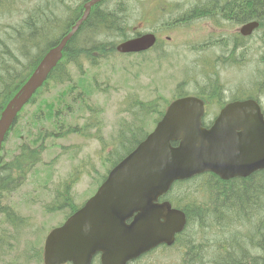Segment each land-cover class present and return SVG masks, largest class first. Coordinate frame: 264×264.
Segmentation results:
<instances>
[{
    "label": "rangeland",
    "instance_id": "obj_1",
    "mask_svg": "<svg viewBox=\"0 0 264 264\" xmlns=\"http://www.w3.org/2000/svg\"><path fill=\"white\" fill-rule=\"evenodd\" d=\"M111 1L112 5L119 6V8L123 3V6L130 10L129 27L132 26L141 33L157 34L161 44L155 51L143 56H114L107 61H102L97 67L84 64L82 72L74 66H69L74 80L81 79L90 83L86 86V91L93 94L92 119L95 124L101 121V138L105 140L109 151L118 144L117 140L122 126H129L133 122L131 115L125 111L134 98H139L144 102L153 100L156 96H160L163 100H171L177 95L178 85L183 81H186L183 89L187 91L183 95H195L190 92L198 93L202 88L211 92L212 88H207L209 80L203 71L205 65L219 69L223 86V102L238 96L239 100L253 96L260 101L264 109V63L262 62L264 59V29L257 31L246 42L237 44L238 40H235L237 45L246 43V46L243 50L237 49L232 58L231 51H235L231 50L233 37L230 35L237 32L235 29L237 25L225 20H230L228 16L231 14L228 13L233 12L232 6L235 0H210L211 3L208 6L198 9V11L212 12L211 14L220 21L218 23L205 20L208 17L205 19L197 17L192 22L177 25L175 28L172 24L185 17L192 19L194 16L188 14L189 11L208 0ZM79 3V0H0V51L8 48L7 57L14 56L18 59H21L19 55L22 51L28 53V58L22 60L27 63L29 57L34 58L37 49L30 48L29 43L25 41L27 37L21 46L18 44V39L13 41L14 29H23L26 21L29 18L35 19L37 14L40 22L58 18L59 22L66 23L70 13L76 10ZM104 7L108 8L109 4H105ZM61 11H63L62 14ZM68 28L69 25L66 30ZM61 31L54 36L57 38L56 41L60 38ZM40 34H42L41 31ZM122 36L114 35L106 42L117 44ZM222 37L224 38L219 40ZM202 44L205 48L201 46ZM43 45V41H40L36 47L41 48ZM210 70L208 68L205 72H210ZM64 92V88H51L48 94L39 97L26 108L15 132L12 133L10 140H7L2 151V165L6 168L5 172L8 171L7 165L11 155L19 144L38 145L42 141L43 134L52 128V117L62 112L57 107V101L60 98L58 96H62ZM218 104L216 100L209 103L207 121L218 112ZM77 107H79L78 102ZM67 110L70 108L68 107ZM67 119L71 123L83 124L91 118L84 112L83 115L76 113L71 119ZM154 120V117H150L146 121L147 130L152 128ZM54 132L60 133L63 130L59 128ZM129 132L137 134L136 131ZM129 132L127 135L130 134ZM99 134L94 129L91 139L87 142H83L77 136L54 143L48 141L44 165L38 166L37 176H30L25 181L19 179L20 184L17 189L6 193L1 200L2 205L12 208L19 220L25 223L13 228L5 224L3 216L0 215V239L4 240L2 246L5 245L3 249L9 245L15 249L17 256L14 258L9 253L0 260V264H23L25 252L28 250L29 253H36L41 250L50 228L58 225L65 218V213L53 215L44 212L46 204L52 202V198L48 196L51 180H62L75 167L84 166L85 162H88L87 166L90 165L92 169V177L98 181L106 174L110 164L107 161V154L100 151L99 142L94 137ZM61 147L76 152L65 156L67 150H60ZM118 152L121 153L122 149L119 148ZM111 153L116 155L117 151L114 150ZM74 155L78 157L69 158ZM5 177L6 175L3 176L4 179ZM208 183L209 180H205L186 185V191L191 189L201 191L204 185L206 188L202 197L195 199L190 206L204 204L205 208L210 209L203 214L205 218H202L197 227L191 229L198 230L197 238L191 235V230L184 238V242L188 243L189 247L195 244L189 253V258L185 249L178 247L170 250L172 261L166 264L186 262L194 264L192 259L197 258L198 263L196 264H220L222 258L230 256L233 251L241 254L243 250L248 249L251 242L264 245V226L258 230L255 220L257 215L246 218L241 211V206L237 207L234 212L230 211L229 203L225 204L219 197L207 194ZM90 185V180H85L76 189L77 203L87 198L85 195ZM216 187H219L218 183L211 185L209 189ZM179 197V195H174V198ZM196 252H199L198 255ZM243 257L246 256L241 254V258ZM238 260H240V255ZM150 261H157V259L152 258ZM150 261H144L142 264H149ZM31 264L37 263L33 261Z\"/></svg>",
    "mask_w": 264,
    "mask_h": 264
},
{
    "label": "water",
    "instance_id": "obj_2",
    "mask_svg": "<svg viewBox=\"0 0 264 264\" xmlns=\"http://www.w3.org/2000/svg\"><path fill=\"white\" fill-rule=\"evenodd\" d=\"M101 1L91 0L85 5L86 11L72 33L48 53L7 105L0 120V150L18 112L57 65L91 8ZM258 26L256 22L247 24L241 33L250 35ZM154 42L152 35H145L121 44L117 50L141 52ZM203 113V104L197 99L173 103L147 140L109 174L87 207L50 234L46 264H90L97 253H102V264H127L161 243L171 245L185 226V215L172 210L169 203L156 202L175 180L205 171L228 180L264 169V119L256 102L228 106L211 130L201 127ZM178 140L180 147L173 148L171 142Z\"/></svg>",
    "mask_w": 264,
    "mask_h": 264
},
{
    "label": "trees",
    "instance_id": "obj_3",
    "mask_svg": "<svg viewBox=\"0 0 264 264\" xmlns=\"http://www.w3.org/2000/svg\"><path fill=\"white\" fill-rule=\"evenodd\" d=\"M87 1L88 0H83V2L75 8L76 10L70 13L66 23L63 21L59 22L60 20L58 18L47 19L45 22H40L38 20L37 14L35 15V19H30L31 22L28 23V27L25 26L23 29L16 31V38L13 40L16 41L18 39V44L21 46L24 39L27 37L25 41L29 43L31 49H37L35 53L39 54L38 56L35 54L34 58L32 56L29 57L27 63H24L21 59H18L14 56L7 57L9 53L8 48L0 51V115L10 99L20 90L24 82L28 79L36 63L45 53V51L58 44L61 38L66 37L69 34L68 32L81 18L84 11L83 5ZM210 3H203L193 7L190 10V15L194 16V18L198 17L205 19L208 17L207 19L218 22V20L211 14L212 12L208 10L198 11L199 8L206 7ZM105 4H109V7L105 8ZM123 5V3L120 4L119 8V6L112 5L111 0H104V2L95 6L91 11L88 20L82 25L78 33L70 40L65 50V61L79 64L80 62L85 61L82 58L92 61H95L99 58H107L115 52V43L107 44L106 40L108 38L114 35H123L121 39L127 40L132 37L134 32L132 28L129 27L130 10L125 8ZM103 8H105V10H103ZM232 11V13H228L231 14L228 17H230L232 22L243 23L249 20H257L260 23V28L257 31L264 29V0H235L232 6ZM67 25H69V28L66 30ZM40 31L42 34H40ZM60 31L61 36L56 41L57 38L54 36H56V34H58ZM40 41H43L44 45L41 48L36 47ZM20 54L25 60L29 55L23 51ZM262 62L264 63V59ZM60 69L61 68L59 67L57 70L53 71L50 78H62L64 74ZM210 69V72H205V68L203 71L206 73L207 79L209 80L207 88H212V90L209 92V90L202 88L199 90L197 95L203 96V94H214L220 99L219 96L223 94V86L221 84L219 72L218 69L213 66L210 67ZM185 85L186 81H183L179 84L178 88L183 90ZM182 94L183 91H180L178 95ZM159 102L160 100H154L148 103L136 101L132 103V105L128 106L125 112L133 117V122L129 126H122L117 140L118 144L120 143L122 151L123 149L126 151L125 155L129 154L139 143V140L141 141L148 134H144L143 131L137 127L138 122H141V119L147 115H150V113H157L158 115H161L162 109L161 111L158 110L160 109L158 104ZM101 126V121L95 124L94 119H90L83 127L74 126L67 128L65 132L60 134V137L67 138L71 135L78 134L84 139L83 142H87L88 129ZM129 131H136L137 134H133ZM128 132L130 134L127 135ZM140 135H143L141 139H139ZM131 139H139L135 142L133 147L130 145L134 142H131ZM75 152L76 151L68 150L65 153V156H70ZM76 157L78 156L74 155L69 158L74 159ZM19 159L26 163L28 167H31L37 162V153L22 154L19 156L17 161L10 166L9 173L5 172L6 168H0V213L5 214V216H7V222L9 223L10 221L14 227H18L23 220H18L12 211H9L3 207L1 200L5 197L9 190L17 189L18 185L20 184L17 174L14 173V169L22 172V165ZM4 175H6L5 179L3 178ZM200 178L201 176L194 178L193 180L189 181L191 183L179 182L175 185V190L177 189L175 195L180 196L177 198L179 199L178 201L175 200V205L185 211L188 217V226L184 232L177 237L176 247L185 246L186 250H188L186 254L187 257L189 256V253L195 244L189 247V244L184 242V238L189 233V230H191L193 227H197V225L202 221V218H205L203 214L208 209H210L208 207L205 208L204 204H202L204 207L201 204L194 205L193 207L190 206L191 202L202 197L204 189L202 188L201 191L197 189L186 191L185 187L188 185L187 183L192 184L193 182L199 181ZM210 178H215V181L213 182V180L210 179L208 183L209 186L207 185V194H213L214 196L219 197L220 200L225 204L229 203L228 206H231L230 211L232 212H234L237 207L241 206V211L246 216V218L257 215L255 218L257 228L258 230L262 229V226H264V172L256 173L246 179L242 178L235 180V182L231 184H226L225 182L219 181L214 175H210ZM216 183L219 184V187H216L215 189H209L211 185ZM63 200L64 202L62 205H65V203L68 202V199L63 198ZM184 201H186V203H184ZM47 211L51 212L52 209H48ZM206 220L209 219L206 218ZM190 232L194 238H197L198 230H191ZM247 248L248 249L243 250L241 253L246 257L241 258V254L233 251L230 256L223 257L220 264H264V245L262 246L261 244H255L251 242ZM255 249L261 252L260 256L252 257L251 252ZM198 253L199 252H196L197 255ZM239 255L240 260H238ZM192 262L194 264L198 263V258L196 260L192 259Z\"/></svg>",
    "mask_w": 264,
    "mask_h": 264
},
{
    "label": "flooded vegetation",
    "instance_id": "obj_4",
    "mask_svg": "<svg viewBox=\"0 0 264 264\" xmlns=\"http://www.w3.org/2000/svg\"><path fill=\"white\" fill-rule=\"evenodd\" d=\"M240 42L242 43L243 41L238 40L237 44H239ZM237 44L235 43V39L232 38V40H231V50L235 51V52L231 51V53H232L231 57L232 58H233V55L236 54L237 49L238 50H243L245 48V46H246V43L245 44H241V45H237Z\"/></svg>",
    "mask_w": 264,
    "mask_h": 264
},
{
    "label": "bare ground",
    "instance_id": "obj_5",
    "mask_svg": "<svg viewBox=\"0 0 264 264\" xmlns=\"http://www.w3.org/2000/svg\"><path fill=\"white\" fill-rule=\"evenodd\" d=\"M101 4V3H100Z\"/></svg>",
    "mask_w": 264,
    "mask_h": 264
}]
</instances>
